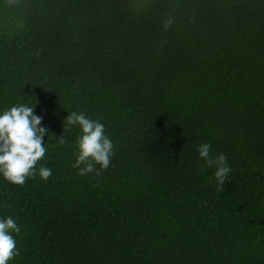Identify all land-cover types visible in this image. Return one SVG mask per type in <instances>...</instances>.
<instances>
[{
    "label": "trees",
    "instance_id": "trees-1",
    "mask_svg": "<svg viewBox=\"0 0 264 264\" xmlns=\"http://www.w3.org/2000/svg\"><path fill=\"white\" fill-rule=\"evenodd\" d=\"M20 103L52 173L0 177L8 264H264L262 0H0V110ZM71 111L105 125L108 168L72 167Z\"/></svg>",
    "mask_w": 264,
    "mask_h": 264
},
{
    "label": "clouds",
    "instance_id": "clouds-1",
    "mask_svg": "<svg viewBox=\"0 0 264 264\" xmlns=\"http://www.w3.org/2000/svg\"><path fill=\"white\" fill-rule=\"evenodd\" d=\"M264 2V0H262ZM173 24L172 17L162 19L161 27L168 30ZM64 127H78L76 154L72 167L78 174L98 173L110 165L113 155V141L105 132V125L99 119H90L83 112H67ZM42 117L34 114L33 104H15L0 110V177L12 184L22 185L27 177L37 173L47 180L52 169L36 164L46 152L44 136L46 126L41 124ZM60 143H64L61 136ZM198 158L206 168L214 169L212 176L216 190L221 191L231 172L224 153L213 154L209 143H201L197 148ZM96 165L99 168H96ZM203 171V168H201ZM20 226L11 217L0 218V264H8L18 254L14 233Z\"/></svg>",
    "mask_w": 264,
    "mask_h": 264
}]
</instances>
